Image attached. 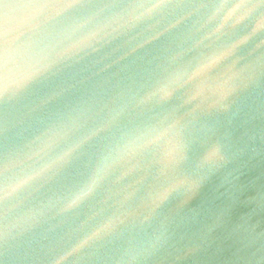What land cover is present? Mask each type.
<instances>
[{
  "label": "water",
  "instance_id": "water-1",
  "mask_svg": "<svg viewBox=\"0 0 264 264\" xmlns=\"http://www.w3.org/2000/svg\"><path fill=\"white\" fill-rule=\"evenodd\" d=\"M0 264H264V0H0Z\"/></svg>",
  "mask_w": 264,
  "mask_h": 264
}]
</instances>
